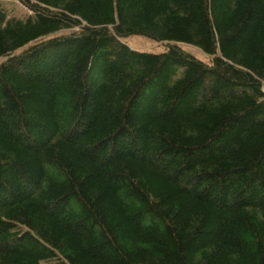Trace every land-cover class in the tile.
<instances>
[{
    "label": "trees",
    "instance_id": "obj_1",
    "mask_svg": "<svg viewBox=\"0 0 264 264\" xmlns=\"http://www.w3.org/2000/svg\"><path fill=\"white\" fill-rule=\"evenodd\" d=\"M19 1L0 264H264V0Z\"/></svg>",
    "mask_w": 264,
    "mask_h": 264
},
{
    "label": "rangeland",
    "instance_id": "obj_2",
    "mask_svg": "<svg viewBox=\"0 0 264 264\" xmlns=\"http://www.w3.org/2000/svg\"><path fill=\"white\" fill-rule=\"evenodd\" d=\"M0 6L3 7L9 16L16 17H26L31 11L19 0H0ZM123 41L127 43L132 49L152 52V53H161L164 50L165 43L155 42L153 39L141 35H133L127 38H124ZM181 47L191 53L192 55L202 59L204 61H209V57L204 54L202 50L199 48L188 45V44H180ZM45 264H58L56 261H51Z\"/></svg>",
    "mask_w": 264,
    "mask_h": 264
}]
</instances>
